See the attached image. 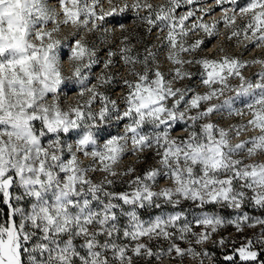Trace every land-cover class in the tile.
<instances>
[{
  "label": "snow or ice",
  "instance_id": "6c2138e0",
  "mask_svg": "<svg viewBox=\"0 0 264 264\" xmlns=\"http://www.w3.org/2000/svg\"><path fill=\"white\" fill-rule=\"evenodd\" d=\"M56 2L53 8L49 0H0V205L6 208L0 209V264H133V256L205 257L207 251H197L189 237L203 244L226 223L238 232L260 225L261 233L245 237L224 260L264 264V218L242 211L249 204L264 209V161L246 162L264 155V71L255 80L241 71L249 63L264 68V59L195 58L206 41L188 39L199 33L218 37L222 24L228 40L264 48V0H213L214 7L200 9L190 7L197 0ZM216 8L223 15L207 22L204 17ZM197 11L202 15L197 17ZM127 13L142 21L147 33L153 28L166 33L167 60L174 67L166 79L159 67L149 66L155 54L146 49L143 58L132 56L124 35L121 58L134 79L123 80L121 108L99 90L112 83L111 76L101 75L90 85L96 52L80 31L107 32L109 20ZM62 26L75 31L61 37ZM65 47L70 74L62 63ZM112 64L108 59L104 68ZM137 64L142 65L139 71ZM186 65L199 66L195 75L206 91L173 86L193 78ZM65 89H76L79 98L67 107L61 100ZM223 113L245 120L225 129L211 120ZM113 120L126 122L122 134L107 132ZM181 124L186 135L174 136ZM244 132L258 134L230 142V134ZM145 150L153 152L157 166L135 175L125 190L111 189L108 177L118 175L115 169L126 151ZM97 172L106 174L99 183L90 175ZM134 172L130 167L122 175ZM160 179L170 183L158 187ZM184 201L200 214L191 220L184 210L148 220L140 215V209L175 208ZM217 205L241 211L225 221L204 210ZM144 238H163L169 245L153 251ZM177 239L189 247H180Z\"/></svg>",
  "mask_w": 264,
  "mask_h": 264
},
{
  "label": "rangeland",
  "instance_id": "374dc122",
  "mask_svg": "<svg viewBox=\"0 0 264 264\" xmlns=\"http://www.w3.org/2000/svg\"><path fill=\"white\" fill-rule=\"evenodd\" d=\"M131 2V0H129ZM149 3L153 5H161L165 3V0H148ZM49 6L53 8H57L56 0H49ZM214 7L213 0H197L196 4L190 7L193 9H200V8H207V7ZM104 7L107 8L108 5L105 3ZM187 7H183L179 9V12H184L187 10ZM145 13H141L144 15ZM197 17L201 16L202 13L197 11ZM223 13L220 11L219 8H216L215 12L211 15L205 16L204 19L211 23L213 20H219ZM237 23H240L238 20ZM123 24L125 26V31L121 32L119 30V25ZM51 27V25H49ZM108 28L107 32L103 30L97 32H89L86 29H82L80 31V36L83 37L84 41L88 43L90 46L94 47L96 52L95 59L97 63L93 65L90 75H89V83L97 84L98 77L101 75L111 76L112 83L109 85H105L103 87H99V90L105 92L111 99L117 100L118 104L122 108L121 97L126 90L123 85V80L125 79H134L130 75V66L125 65L123 59L121 58L120 49L122 47L121 40L123 39L124 35L129 36L128 46L131 49L132 56H139L143 58L144 56L148 55L147 50H150L155 54L154 59L150 61V67L155 69L159 67L160 71L165 75V78H170L169 73L170 70L174 67L168 60L167 55L169 49L165 46V42L163 37L166 33H161L158 31L157 28H153L152 33L149 34L146 31L147 26L140 20H137L135 16L131 13H127L121 17H117L115 19L109 20L108 24L106 25ZM115 28L116 31L112 29ZM75 29L71 26H62V31L60 33L61 37L69 36ZM229 30L226 29L222 24L219 26V36L215 38H207L204 37L203 33H199L198 35H190L189 41H193L197 38H204L206 43L203 46V50H198L197 53L194 54L195 58L201 57H208V58H215L219 59L225 55L228 56H235L239 59L244 61H251L254 58H261L264 59V48H256L250 43H248V47L245 48L243 44H238L235 39L228 40ZM247 43V42H246ZM222 49V51H221ZM68 52V49L65 47L62 50V63L64 65L65 74H70L71 72V62L67 59V56L64 55ZM115 53V55L109 56V53ZM185 59H191L193 57L185 56ZM111 59L113 64L108 68H104V63ZM185 68L194 73L192 79H185L183 81H175L173 83L174 87H188L192 88L196 91H206V89L200 85V77L199 75H195L199 71V66L186 65ZM136 69L139 71L142 69V65L137 64ZM243 74L252 80L256 79V74L264 71V68L261 67L259 64H251L249 63L247 67L241 69ZM232 85L235 86L237 81L233 79L231 81ZM230 93H226L229 95ZM77 90L73 89L69 92L68 89H65L64 94L61 96L62 103L65 107L68 105H73L78 100ZM223 99V97L221 98ZM218 102V101H214ZM100 107L99 104L96 105V109L98 110ZM211 120L217 123L220 127L228 129L230 127L235 126L236 124L242 123L245 118L239 116H228L227 113L217 114L211 117ZM125 121L116 122L113 120L110 126L107 128V132L113 135L115 134H122L124 128ZM147 130V129H146ZM174 136H184L186 135L184 131V126L178 125L176 129L172 133ZM256 132H244L240 136H236L235 134H230V142L235 144L241 140H247L252 135H257ZM74 137H69L71 141ZM82 162L87 165L90 163L88 159L81 157ZM255 161H264V155H257L252 160H246V162L251 163ZM156 162L154 159V154L150 150H145L143 153H132L131 151H126L124 156L122 157L119 164L116 166V171L118 173L117 176L111 177L109 176L108 179L113 180V184L110 186L111 189L119 192L123 191L127 188L128 181L132 180L135 175H140L144 172V170L150 167H156ZM134 168L135 172L131 175L124 176L122 173L127 171L128 168ZM92 178L95 182L99 183L104 180L105 175L104 173H90ZM170 181L160 179L158 183V187H163L169 184ZM194 208H197L195 205L192 204L190 201H184L179 206L173 207L171 205H163L162 208H145L140 209V215L142 219L148 220L154 218L156 215H167L168 213L174 211L184 210L188 216V219H193L194 216L199 215L201 209L198 208V211H194ZM206 210V209H204ZM206 211L214 212L225 219V221L235 219L238 211L241 210H234L228 207L223 206H214ZM228 213H225V212ZM242 211L253 212V215L249 214L250 217L255 218H264V209H260L258 207H254L251 204L245 206ZM126 218H121V223H124ZM195 231H200V229H195ZM261 233V226L256 225L255 227H247L245 226L242 232H238L236 228L231 224H225L224 227L220 228L216 233L212 234L210 240L204 242L203 244H195L194 239L189 237V240L192 242V246L197 251H207L209 254L205 257H193L191 255H185L184 257H175L173 254L171 257L164 255L161 259L157 260L155 257H136L133 256V264H212V256L216 251L223 252L227 250V254H230L234 246H238L241 241L245 238H258ZM220 239L225 241L224 245H220L216 243ZM235 241L236 245H233L231 242ZM143 242L149 244L152 247L153 251H159V249H167L169 245V241L164 240L163 238L160 239H152L148 240L144 238ZM176 243L180 245L182 248L189 247L188 241H181L176 240ZM226 254V255H227ZM225 256V255H224Z\"/></svg>",
  "mask_w": 264,
  "mask_h": 264
},
{
  "label": "trees",
  "instance_id": "16d2710c",
  "mask_svg": "<svg viewBox=\"0 0 264 264\" xmlns=\"http://www.w3.org/2000/svg\"><path fill=\"white\" fill-rule=\"evenodd\" d=\"M212 207L213 206H207L205 209L208 210ZM0 209H2L3 211H6V208H4L2 205H0ZM194 211H198V208H194ZM225 213H228V212L226 211ZM249 214L253 215V212L249 211ZM227 253H228L227 250H224L223 252L216 251L211 259L212 264H228V262L224 260V255H226Z\"/></svg>",
  "mask_w": 264,
  "mask_h": 264
}]
</instances>
